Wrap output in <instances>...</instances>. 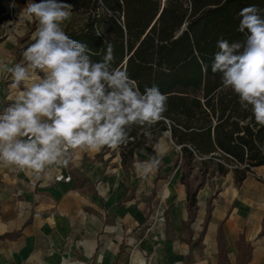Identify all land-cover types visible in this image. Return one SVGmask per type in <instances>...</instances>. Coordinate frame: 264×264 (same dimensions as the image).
<instances>
[{
	"label": "crops",
	"instance_id": "obj_1",
	"mask_svg": "<svg viewBox=\"0 0 264 264\" xmlns=\"http://www.w3.org/2000/svg\"><path fill=\"white\" fill-rule=\"evenodd\" d=\"M2 3L8 17L0 21V111L18 92L6 69L24 63L23 51L38 28L26 15L28 0ZM169 169L163 223L149 213V195L154 200L158 192L154 181L148 191L135 188L129 196L138 174L123 169L117 150L77 151L67 168L51 167L35 186L31 170L0 165V264H239L241 248L249 251L245 264H264V165L254 166L240 183L230 172L220 175L217 192L200 187L188 227L180 160L176 167L165 163ZM59 171L71 180L55 181Z\"/></svg>",
	"mask_w": 264,
	"mask_h": 264
},
{
	"label": "clouds",
	"instance_id": "obj_2",
	"mask_svg": "<svg viewBox=\"0 0 264 264\" xmlns=\"http://www.w3.org/2000/svg\"><path fill=\"white\" fill-rule=\"evenodd\" d=\"M71 11L65 0H28L26 15L38 21V28L23 51L24 63L6 69L18 92L0 111L4 167L36 174L67 168L77 151L118 150L134 127L153 140L150 129L165 120L167 94L156 85L141 91L125 69L114 67L113 44L94 60L99 53L66 34L62 25ZM238 15L244 39H218L210 68L220 75L222 88L264 126V9L249 5ZM153 148L150 159L134 165L142 179L158 171L167 155L163 144Z\"/></svg>",
	"mask_w": 264,
	"mask_h": 264
},
{
	"label": "trees",
	"instance_id": "obj_3",
	"mask_svg": "<svg viewBox=\"0 0 264 264\" xmlns=\"http://www.w3.org/2000/svg\"><path fill=\"white\" fill-rule=\"evenodd\" d=\"M72 5L66 34L88 45L100 60L104 46L114 45V67L125 69L141 91L156 85L168 96L165 120L150 129L134 127L127 143L117 151L128 170L140 150L154 154L153 145L170 133L180 147L176 167L181 163L180 182L186 188L188 221L195 218L197 193L203 181L191 186L194 161L199 159L202 174L217 159L219 175L232 173L240 183L254 166L264 165V126L258 125L250 109L221 86L218 73L211 71L212 55L218 39L242 41L238 29L239 11L249 5L264 9V0H65ZM8 12L0 0V21ZM99 31L102 35L97 36ZM208 65L207 70L203 66ZM105 148L100 152H106ZM211 216L208 201L204 228ZM167 219V218H166ZM264 232V226L263 230ZM203 233V232H202ZM202 233L198 237L201 241ZM222 238V233L219 232ZM224 244L219 243V260H224ZM239 264L249 259V251H239Z\"/></svg>",
	"mask_w": 264,
	"mask_h": 264
},
{
	"label": "rangeland",
	"instance_id": "obj_4",
	"mask_svg": "<svg viewBox=\"0 0 264 264\" xmlns=\"http://www.w3.org/2000/svg\"><path fill=\"white\" fill-rule=\"evenodd\" d=\"M157 142L163 144L167 150V155L163 157V160H166V162L163 161L159 170L156 171L154 174L150 175L147 179H142L139 175H137L136 180L134 181V185L129 187V196L133 195L135 188H140V193L148 191L149 187L153 184L154 181V188H156L158 192L154 194L156 196L154 200L153 195H149V201L151 204H153V208L150 204L149 213L152 211V214L156 216V218H158L160 222L164 223L165 216L168 212V207H166V205L170 202V199H168V197L164 194H166L168 190L169 180L172 174L171 169H169L168 172H165V163L172 165L180 149L177 147L178 145L174 144L173 141L169 139L168 133H165ZM150 158L151 156L145 150H140L137 156L134 157V161L131 167L127 170L128 173H136L134 165L138 161H144ZM216 162L217 159H213L211 162H209L208 172L202 174L200 168H202L203 165H201L199 159L195 160L194 168L189 177L191 186H194L198 182L203 181V185L200 188L201 190H203L205 187H209L211 188L212 192L219 191L220 175L215 170ZM200 230L201 224L197 227L196 234H198Z\"/></svg>",
	"mask_w": 264,
	"mask_h": 264
},
{
	"label": "built area",
	"instance_id": "obj_5",
	"mask_svg": "<svg viewBox=\"0 0 264 264\" xmlns=\"http://www.w3.org/2000/svg\"><path fill=\"white\" fill-rule=\"evenodd\" d=\"M179 149L180 147L177 146ZM41 174L33 173L32 178L30 179V184L35 186L38 184ZM71 177L68 174H64L62 171H59L55 176V181H70Z\"/></svg>",
	"mask_w": 264,
	"mask_h": 264
},
{
	"label": "water",
	"instance_id": "obj_6",
	"mask_svg": "<svg viewBox=\"0 0 264 264\" xmlns=\"http://www.w3.org/2000/svg\"><path fill=\"white\" fill-rule=\"evenodd\" d=\"M170 134V133H169ZM171 137V136H170Z\"/></svg>",
	"mask_w": 264,
	"mask_h": 264
}]
</instances>
